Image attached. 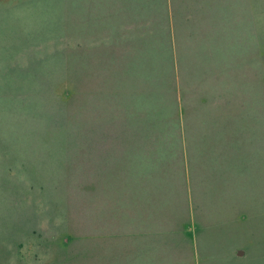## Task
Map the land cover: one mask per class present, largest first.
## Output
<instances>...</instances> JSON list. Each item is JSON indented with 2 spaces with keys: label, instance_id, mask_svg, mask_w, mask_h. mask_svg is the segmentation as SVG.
<instances>
[{
  "label": "rangeland",
  "instance_id": "obj_1",
  "mask_svg": "<svg viewBox=\"0 0 264 264\" xmlns=\"http://www.w3.org/2000/svg\"><path fill=\"white\" fill-rule=\"evenodd\" d=\"M0 264H264V0H0Z\"/></svg>",
  "mask_w": 264,
  "mask_h": 264
},
{
  "label": "crops",
  "instance_id": "obj_2",
  "mask_svg": "<svg viewBox=\"0 0 264 264\" xmlns=\"http://www.w3.org/2000/svg\"><path fill=\"white\" fill-rule=\"evenodd\" d=\"M170 18H171V16H170V12H169V19ZM170 29H171V26H170ZM172 41L174 42V38H172ZM177 110H178V112H176V115H175V124L177 126L178 143L182 145V144L186 143V138H185V135H184V127H183V115H184V113H183L182 109L180 110V107ZM167 136H168V134H167ZM174 136H176L175 133L173 135L171 134L170 136H168V139H173L172 137H174ZM193 136L196 137V138L199 137V135L197 133H193ZM195 140H197V139H195ZM163 142H164V140H163ZM197 143H200V140H198ZM163 150H164L163 148L156 149L157 153L160 152V151L163 152ZM183 151H184V147H183ZM185 152H184V154H185ZM149 170L150 171L136 169L134 171L135 172V174H134L135 175V185H136L137 189H142L141 185L144 182H146V183H151L152 188L155 189V190H158V191L159 190H163V188H164L163 183H167L168 182V179L171 176L169 174L170 172L167 171V169H163L162 167L152 168V169H149ZM149 174H150V178L151 179L146 178ZM187 182L188 181L186 180V183ZM133 186H134V184H133ZM163 191L166 192L167 190H163ZM186 194H187V191H186ZM186 200H187V207L189 206V208H190L192 203H190V199H186ZM145 217H147V216H145ZM150 223L151 224H155V217L151 220ZM146 247H148V246H146ZM146 247L143 244L141 245V249L144 250L146 253H149V251L146 249Z\"/></svg>",
  "mask_w": 264,
  "mask_h": 264
},
{
  "label": "trees",
  "instance_id": "obj_3",
  "mask_svg": "<svg viewBox=\"0 0 264 264\" xmlns=\"http://www.w3.org/2000/svg\"><path fill=\"white\" fill-rule=\"evenodd\" d=\"M138 117V116H137Z\"/></svg>",
  "mask_w": 264,
  "mask_h": 264
}]
</instances>
